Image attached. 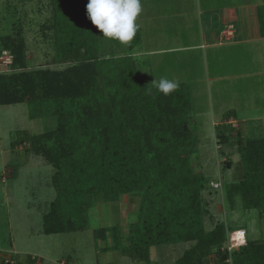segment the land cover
Masks as SVG:
<instances>
[{
  "label": "trees",
  "instance_id": "obj_1",
  "mask_svg": "<svg viewBox=\"0 0 264 264\" xmlns=\"http://www.w3.org/2000/svg\"><path fill=\"white\" fill-rule=\"evenodd\" d=\"M87 2L46 4L50 14L43 30L50 34L56 63L67 64L62 69L16 70L25 64V42L10 34L0 37V51L13 54L15 69L0 73V105L25 102L31 118L55 119L53 128L20 130L11 141V147L28 144L27 150L53 167L55 197L43 214L42 232L82 230L94 205L127 196L137 202L128 243L119 224L93 230L97 239L109 238L108 249L151 264V246L188 242L173 264H264L263 238H246L228 251L226 223L205 228L203 191L211 181L193 165L198 145L186 85L179 83L165 96L130 54L104 56L103 45L121 43L102 37L87 18ZM138 40L136 34L131 43ZM214 132L219 147L234 142L240 156V178L223 185L229 208L240 203L264 215V135L244 139L224 122ZM223 165L230 167V160Z\"/></svg>",
  "mask_w": 264,
  "mask_h": 264
},
{
  "label": "rangeland",
  "instance_id": "obj_2",
  "mask_svg": "<svg viewBox=\"0 0 264 264\" xmlns=\"http://www.w3.org/2000/svg\"><path fill=\"white\" fill-rule=\"evenodd\" d=\"M148 1L142 0V12L137 19L139 41L120 46L106 43L102 54H130L137 70L148 75V82L164 77L186 84L198 145L194 168L222 185L215 189L208 184L203 191L208 211L204 216L205 228L210 229L222 220L228 229L246 228V238L264 239L262 212L244 210L240 203L229 208L225 200L223 185L241 176L240 156L234 142L217 145L211 122L212 119L217 122L233 108L239 119L232 127L240 130L244 139L264 135V119H240V116L249 118L264 111V42L203 51L197 46L201 42L200 24L193 19L190 0L182 7L179 0H151L153 4ZM47 2L0 0V37L10 34L25 42V64L16 70L62 69L67 65L56 63L50 34L43 30V22L50 14L44 4ZM147 11L146 20L150 18L144 24L142 37L140 17ZM171 46L190 47L167 51ZM154 47L162 51L151 53ZM13 69H4L2 73ZM54 124L55 119L50 116L31 118L25 102L0 105V264L6 260L15 264H146L108 249L109 239L99 240L93 232L98 227L119 224L122 241L128 243L127 228L134 218L137 202L127 196L118 202L94 205L89 210V222L82 230L42 232L43 214L55 197L51 184L53 167L43 157L27 150L28 144L11 147V141L17 131L39 133L53 128ZM233 137L236 139L235 133ZM226 159L230 160V167L224 168ZM188 245V242H179L151 246V264H173Z\"/></svg>",
  "mask_w": 264,
  "mask_h": 264
},
{
  "label": "crops",
  "instance_id": "obj_3",
  "mask_svg": "<svg viewBox=\"0 0 264 264\" xmlns=\"http://www.w3.org/2000/svg\"><path fill=\"white\" fill-rule=\"evenodd\" d=\"M179 1L181 2L180 6H185L187 5L189 0ZM189 3L190 6H192V16L194 17L193 19H197V22L200 24L198 26V30L201 36V42L197 46L202 48L203 51H215L218 48H223L230 45L232 46L235 44H251L252 42H264V0H190ZM44 4L46 5V3ZM148 4H153V2L149 0ZM147 16L148 11L144 16L140 17V32L142 37V33L144 32L145 27L144 24L150 18L148 17L146 20ZM138 32L137 35L140 39V33ZM189 47L190 46H171L170 48H168V50H166L172 52ZM155 48L156 47L151 48L150 52L157 53L159 51H162L161 49L157 50ZM178 82L186 85L182 81ZM232 109L233 108L228 109L227 112L223 114L222 118L224 117V120H222L221 118L220 120L215 122L214 119L211 118L213 127L221 122L230 123L231 125L235 124L239 118L237 116V113H235V111H233ZM227 113L230 114L227 116ZM240 117L242 121L254 120V118L255 120H260L264 119V111L263 114L257 112L255 115H253V117ZM187 247H185L184 249H186Z\"/></svg>",
  "mask_w": 264,
  "mask_h": 264
},
{
  "label": "clouds",
  "instance_id": "obj_4",
  "mask_svg": "<svg viewBox=\"0 0 264 264\" xmlns=\"http://www.w3.org/2000/svg\"><path fill=\"white\" fill-rule=\"evenodd\" d=\"M85 10L103 38L128 45L139 30L137 19L142 12V0H88ZM153 83L165 96L179 88L178 81L164 77Z\"/></svg>",
  "mask_w": 264,
  "mask_h": 264
},
{
  "label": "built area",
  "instance_id": "obj_5",
  "mask_svg": "<svg viewBox=\"0 0 264 264\" xmlns=\"http://www.w3.org/2000/svg\"><path fill=\"white\" fill-rule=\"evenodd\" d=\"M14 61L13 54L7 50L2 49L0 51V73L4 71V69H8L11 67ZM211 186L213 188H220L221 183L219 181H211ZM246 243V231L244 228H236L228 231L227 240L224 244V247L230 251L232 249H236L239 246H242Z\"/></svg>",
  "mask_w": 264,
  "mask_h": 264
}]
</instances>
